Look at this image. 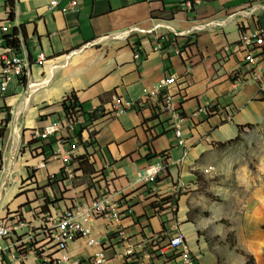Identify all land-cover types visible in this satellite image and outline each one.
<instances>
[{
  "label": "crops",
  "instance_id": "0c3cea01",
  "mask_svg": "<svg viewBox=\"0 0 264 264\" xmlns=\"http://www.w3.org/2000/svg\"><path fill=\"white\" fill-rule=\"evenodd\" d=\"M7 1L0 0V39L17 30V55L26 68L10 78L0 104V128H5L0 219L19 213L35 222L39 213L62 215L81 202L116 194L121 219L93 221L108 264H124L126 251L140 259L150 251L152 264H184L159 253L171 232L184 237L197 264H208L205 239L214 231L198 219L189 220L185 202L174 193L185 181L193 182L189 171L209 146L235 138L238 127L264 120L254 114V106L264 103L257 82L240 83L232 76L248 69L238 48L240 25L264 28V0H13V9ZM52 1L57 2L53 8ZM5 46L0 44V55ZM169 76L176 82L166 92L187 117L184 146L174 139L161 104L148 97ZM71 94L84 115L77 118L74 138L65 128L62 108ZM116 101L124 110L118 116L110 114ZM208 105L212 113L197 112ZM92 106L106 114H89ZM7 117L8 123L1 124ZM54 123L62 125L55 136H32ZM58 139L66 147L77 144L70 161L49 160L37 169L57 149ZM85 153L93 168L87 174L73 163ZM158 161L167 169L156 183L140 182L139 171ZM96 251L76 239L55 257L87 262Z\"/></svg>",
  "mask_w": 264,
  "mask_h": 264
},
{
  "label": "built area",
  "instance_id": "2783aa9c",
  "mask_svg": "<svg viewBox=\"0 0 264 264\" xmlns=\"http://www.w3.org/2000/svg\"><path fill=\"white\" fill-rule=\"evenodd\" d=\"M51 7L57 5L56 1L51 2ZM75 4H72V8ZM7 28L2 27L1 31L6 32ZM4 42V41H3ZM0 39V44L3 43ZM239 50L244 53V65L246 71H234L232 76L236 81L242 83L248 79L254 80L258 84L259 92L264 95V28L254 27L241 34L238 44ZM0 55V104L7 93V86L10 78L21 76L26 68V62L14 52L3 49ZM40 62L45 60L44 53L38 55ZM174 76L163 79L158 86H154L150 91V98L161 104V113L170 124L174 139L179 146H184L183 128L187 117L179 110L174 101V96L167 91L168 87L175 84ZM149 99V98H148ZM1 110V107H0ZM124 110L118 101L112 104L110 114L118 116ZM212 106L199 108L198 113H212ZM1 112V111H0ZM1 114V113H0ZM91 115H105V109L92 106L89 110ZM79 121L65 125L66 130L71 134ZM62 129L58 123L50 124L41 130L34 131L32 136L40 140H46ZM77 149V144L65 145L61 139L57 140V149L48 159L41 160L37 169H44L49 160H61L63 163L69 162L71 154ZM167 169L164 161L148 164L139 171L138 179L144 184H155L159 176ZM212 168L206 169L207 173ZM63 173L68 179L72 178V172L68 167L63 168ZM119 200L116 194L106 193L90 201L81 202L72 210L64 212L62 215L38 214L35 222H29L19 213L10 214L7 218L0 219V264H27L32 260L35 264H108V258L102 249L100 240L95 236L93 221L97 218H109L115 222L121 219ZM119 236H124V231L118 232ZM168 241L159 249V253L164 257H175L184 264H197L192 257L184 237L177 232L168 234ZM76 239H82L89 247L97 248L95 254L87 261L72 259L68 255L57 259L55 256L65 253L70 243ZM127 261L124 264H152L155 257L150 251L146 252L140 259L134 252L126 251Z\"/></svg>",
  "mask_w": 264,
  "mask_h": 264
},
{
  "label": "rangeland",
  "instance_id": "374dc122",
  "mask_svg": "<svg viewBox=\"0 0 264 264\" xmlns=\"http://www.w3.org/2000/svg\"><path fill=\"white\" fill-rule=\"evenodd\" d=\"M254 107L256 116L264 115V103ZM252 126L223 139L232 141L223 149L209 146L189 171L193 182L185 181L174 193L185 202L189 220L198 219L214 231L205 239L208 264H264V120Z\"/></svg>",
  "mask_w": 264,
  "mask_h": 264
},
{
  "label": "trees",
  "instance_id": "16d2710c",
  "mask_svg": "<svg viewBox=\"0 0 264 264\" xmlns=\"http://www.w3.org/2000/svg\"><path fill=\"white\" fill-rule=\"evenodd\" d=\"M185 2H188L190 4L193 3L192 0H182ZM7 5H9L10 9H13V0H8L7 1ZM10 19H12L13 14L11 13V15H9ZM241 28V34H244L247 30L244 29L243 24L240 25ZM17 30H14V34L11 36H7L3 39L5 45H6V49L14 52L15 54L19 53V40L17 38ZM264 101V98H263ZM62 108H63V114L64 117L66 118V122L69 124H72L76 121L77 118L79 117H83V109L82 106L80 105V103L78 102L77 97L75 96V94H71L70 96H68L62 103ZM90 120H92L94 118V116H89L88 117ZM8 123V117L1 123V124H7ZM252 125H247L244 127H238V133L241 134L243 133V131L247 128H252ZM5 134V128H0V139H2L4 137ZM214 143L213 147L215 149H223L225 147H227L230 143ZM74 164H77V170L79 172H82L84 174L87 173H91L93 172V168L92 166L89 164V156L87 153H85L82 156L77 157L75 160H73ZM0 170H1V154H0ZM50 202H48L49 204ZM51 205V204H49ZM46 210H48V207L45 208Z\"/></svg>",
  "mask_w": 264,
  "mask_h": 264
},
{
  "label": "bare ground",
  "instance_id": "6f19581e",
  "mask_svg": "<svg viewBox=\"0 0 264 264\" xmlns=\"http://www.w3.org/2000/svg\"><path fill=\"white\" fill-rule=\"evenodd\" d=\"M217 230H218V231H223L224 229H223L222 226L219 225L218 228H217Z\"/></svg>",
  "mask_w": 264,
  "mask_h": 264
}]
</instances>
